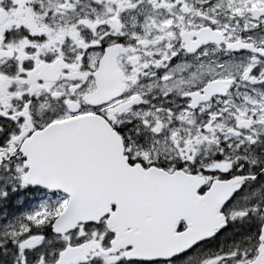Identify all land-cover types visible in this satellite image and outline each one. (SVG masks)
I'll return each mask as SVG.
<instances>
[{
  "label": "snow or ice",
  "instance_id": "1",
  "mask_svg": "<svg viewBox=\"0 0 264 264\" xmlns=\"http://www.w3.org/2000/svg\"><path fill=\"white\" fill-rule=\"evenodd\" d=\"M0 264H264V0H0Z\"/></svg>",
  "mask_w": 264,
  "mask_h": 264
}]
</instances>
